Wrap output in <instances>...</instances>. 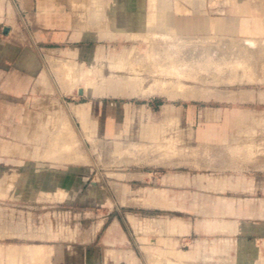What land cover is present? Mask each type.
I'll return each instance as SVG.
<instances>
[{
    "label": "crops",
    "instance_id": "1",
    "mask_svg": "<svg viewBox=\"0 0 264 264\" xmlns=\"http://www.w3.org/2000/svg\"><path fill=\"white\" fill-rule=\"evenodd\" d=\"M153 33L200 36L208 45L224 41V46L213 44L221 49L212 46L216 52L223 50L219 54L226 59L212 50L215 60L232 59L230 55L245 59L252 53V63L246 60L254 74L210 73L205 77L213 79L210 86L198 93L187 89L184 94L193 98L181 105L173 98L162 100L163 95L141 104L117 100L125 87L102 74L100 82L89 78V87L80 89L88 101L74 102L68 111L51 110L53 60L74 64L75 79L70 80L79 83L82 68L127 48L128 42L148 36L152 40ZM229 40H236L231 43L235 45ZM247 40L258 47L253 44L252 51ZM173 41L170 46L176 48ZM236 43L251 48L250 55L245 49L237 52ZM158 90L155 94L162 93ZM51 113L60 114V131L69 124L74 133L78 129L86 135L87 143L106 142L108 148L138 129L139 148L122 158L108 153L103 172L78 168L83 160L79 153L71 161L59 151L50 155ZM63 118L68 120L64 123ZM180 130L184 145L173 151ZM162 145H168V152ZM4 186L0 203L16 213L26 208L28 217L43 225L71 224L77 215L66 205L87 199L81 195L85 187L94 192L100 209L96 220L87 222L93 228L82 246H77L81 239L76 229L42 232L45 242L70 241L62 252L80 264L84 252H129V257L142 252L136 255L139 264H145L141 257L147 262L149 253L169 258L154 264H264V0H0V190ZM52 205L57 207L53 213L35 216L36 210ZM18 219L14 215L12 222ZM123 224L134 233L118 231ZM104 226L110 227L100 234ZM24 247L29 258L39 249L36 244ZM41 247L44 255L52 250L47 244ZM10 251L7 255L15 262L19 247ZM5 254L0 247V261Z\"/></svg>",
    "mask_w": 264,
    "mask_h": 264
},
{
    "label": "rangeland",
    "instance_id": "2",
    "mask_svg": "<svg viewBox=\"0 0 264 264\" xmlns=\"http://www.w3.org/2000/svg\"><path fill=\"white\" fill-rule=\"evenodd\" d=\"M152 39H154V40H151L153 42L150 41V45H149V42H148L150 39H148V38L146 40L144 39V42L141 41V40L140 41H136V42L135 41L134 42H128V43L125 44L127 48H125V49H117L109 58L101 60L99 63L95 64L93 67L92 66H85L84 68H82L83 70L80 69V70H82L81 74H83V75L87 74V75H85L87 79H82L81 82L79 81V83H76V82L71 81V80H68L67 83H65L66 80H67L66 76H67V73H68L66 71L67 70L66 67H67V65H70L71 62H67L65 59H55V60H53L51 65L54 64L53 65L54 69L52 68L53 66L50 65V73H51V76H52L50 82H51V91H52V94H53L52 97H50L51 110H55L56 108L59 109L60 107H64L65 110L68 111V107L71 106L74 102L81 103V102L88 101L89 100L88 96H86V95L82 96V94L80 93V89H84V88L87 89L89 87V85L91 83L89 81V78H91V79L92 78H94V79L98 78L99 79L98 81L100 82V79H102V76H101L102 74L108 76L110 79L114 80L115 82L119 81V83H121L125 87L123 93L116 95V96H118L117 100L133 101V102H136L137 104H141L142 101H146L148 99L156 98L158 95H163L161 97L162 100H164V101L168 100L169 101L170 99L173 98V99L177 100L176 103L181 105V104L186 102V101H184L185 99L193 98V96L189 97V96H186V94H184L186 92V90L188 89V86H189L190 90H192V91H190L191 93H193V89L194 90L196 89L197 91L195 90V93H198L200 90H202L201 87H203L204 85L206 86L207 84H209L208 80H207L208 82L205 81V80H202V78L204 79V77H206L205 73H203V75H200L199 73L198 74H194L193 73L194 71L192 69H190L192 71L189 74L190 71L183 70L184 67H183V65H180V64H183V63L185 64V62L181 63L178 60L179 58H177V60H175L176 57H179V55L174 54L176 56L173 55V57H172L171 56L172 53L170 54V52H172V51H168V49L170 47V45H169L170 41L166 40L167 43H168L167 44L166 41L164 40V42L166 43L165 45H169L167 47L168 49L166 50V46L162 44V43H164V42H162L163 39L162 40L158 39L161 42L157 41V39H155V38H152ZM154 41L159 42V44L158 43H154ZM160 43L162 44L163 47L161 46ZM151 44H154L155 46L158 44L157 45L158 47L156 46L157 51L159 49H160L159 51H161V49H163V51L166 50V51H164V53H163V51H161V55L159 53V56L157 55L158 57H156L157 59L159 57H161L162 60H160V61H162V62L164 61L165 64L160 62L159 60H157L158 61V65L154 64V63H157V61H155V58H153V57H155L154 55L158 54L159 51L158 52L155 51L156 48H152L151 46H154V45H151ZM171 50L174 51V48L173 49L171 48ZM151 51L155 52V53L154 54L152 53V55H151ZM162 53H163L164 56L167 55V54L165 55V53H168V56H170V57H168V56H166V58L164 56L162 57ZM135 56L138 57V58H135ZM150 56H152V57H150ZM132 57H133V59L135 61L137 59L136 62H138V60H139V62H142L144 60L143 62H145V63L147 62L148 64H149V62H151L150 59L153 58L152 60L154 62L153 61L152 62L154 64V66H153L152 63H150V64H152V67L151 66H147L148 65L147 63L146 64L144 63L143 67L139 66V65H142L143 63H139L138 62L139 63V65H138L132 59ZM167 57L170 60L168 62L169 63L171 62L170 65L174 64V63H172L171 59L175 60V62H176L175 66H176V64H179L178 62H180V64L177 65V66H179V67L182 66L183 67L182 68L183 71H181V69L179 67L178 68L174 67V66L172 67L169 64H166V63H168L167 60H165V59H167ZM141 58H142V61H140ZM163 58H165V59H163ZM146 59H148V61ZM132 60L136 64H134V62ZM110 62H116V64L122 63L121 65L123 66V68H122L123 70H121V68H119L121 66L120 64L117 65L119 67L115 66L119 70H116V68H112L111 65H109ZM56 63L59 64V66L56 65ZM123 63H124V65H123ZM132 64H133V66H132ZM60 65H62V66H60ZM134 65L137 66V67H135ZM124 66H126L127 68L128 67L129 68L132 67V70L131 69H127L126 67L124 68ZM165 66H167L166 67L167 69L169 68V71L165 68L166 69L165 72H169V73H164L163 70H164ZM134 67H135L136 70L139 67L140 69L139 68L138 69L140 71H138V70L136 71L134 69ZM141 67L142 68H146L147 67V68L145 70V69H141ZM153 67H155V68L161 67V68H159V70L156 69L157 72H155L156 70H154L155 68H153ZM58 68H59L60 71H62V69H64L62 71V73L64 72V74L60 73ZM110 68H112V69H110ZM171 68H174V69L177 68V69L173 73L174 69L172 70ZM113 69H115V70H113ZM133 69H134V71H133ZM160 69H163V70H160ZM178 69L181 72H183V74H179L180 77L183 76V75H185V77H188V75H189L188 81L187 80H183L184 82H180L185 77H183L181 80H178L180 77L177 78V80L179 82L178 81L176 82V80H174L173 74H175V76L177 77L178 75H176V73L178 74V72H179ZM100 70H101V72H100ZM150 70H151V72H149ZM152 70L154 71L155 74L152 73ZM113 71H116V72H113ZM120 71H122V72H120ZM158 71L163 72V74L161 75V73H160L159 76H157L158 73H159ZM185 71H186V73L188 75L184 73ZM56 72H57V74H56ZM96 72H97V74H96ZM171 72H172V74H171ZM98 73L101 74V75H98ZM192 73L195 75V77L197 76L198 78H201V76H202L201 79L198 80V78H197L196 80L201 81V84H203V85H201L195 79H191V78H193L192 76H194ZM65 74H66V76H65ZM169 74H171V76L168 77ZM206 75L208 77L207 73H206ZM60 76L63 79L60 80ZM161 76H164V77H161ZM172 76H173V78H172ZM166 77H167V79H166ZM95 80H97V79H95ZM166 80H168V81L170 80V81L173 82V83H171L169 81L168 84L171 83L172 85L170 84L169 87L167 86L168 88H165V85H167L166 83L168 82ZM193 80H194V82H193ZM61 81H63V82L61 83ZM69 81H70V83H69ZM98 81H97V83H98ZM139 81H140V83H139ZM156 81H157V83H156ZM162 81H163V83H162ZM164 81H166V82H164ZM174 81H175V83H174ZM189 81L192 84H189L190 83ZM195 81L198 82V84H196ZM202 81H204V83ZM153 82H155V84ZM158 82L161 83L162 85L165 84V85H163L164 86V90H163V87L161 88L163 90L161 94H155V92H156L155 91V87H156L155 85L157 84L159 88L162 86L161 84H160L161 85L160 86ZM185 82H187V83H185ZM95 83H96V81H95ZM130 83H133V84L132 85H128ZM151 83H153L152 85H154L155 87L152 86ZM180 83L185 85V87L187 86V89L185 88V91H184V89L179 90L178 86H180ZM214 83H216V82H214ZM66 84H69V85L67 86ZM138 84L139 85H141V84L144 85L143 87L141 85V87L144 90H146L147 87H149V88L154 87L153 88L154 90L153 89H151V90H152V92L153 91H155V92L149 93V91L147 89L146 90V91H148L147 95L149 94L147 96L146 95V91L140 89L141 87L138 86ZM148 84H150L151 87L147 86ZM177 84H179V85H177ZM191 85H194V86H191ZM199 85H200V87H199ZM61 86H64L65 89H64V87H61ZM208 86L209 85H207V87ZM67 87H69V88H67ZM138 88L140 90H138ZM159 88H156V89H159ZM136 89L138 90V92H137ZM151 90H150V92H151ZM142 92H143L144 96L142 95ZM112 97L113 96H110V98L108 97V99H112ZM195 98H197V95L195 96ZM210 103L212 105L217 104L215 101H210ZM196 104L198 106H201L202 101H196ZM138 114L139 113H137L136 115H138ZM142 115H143V113H142ZM59 116H60L59 113H51V115H50L51 120H52L50 133H51L52 140L55 139V140H53V142H51V145H52V143H54V141H57V140L58 141L55 142L56 145L58 144L57 148L62 145L58 149H55L56 152L57 151L61 152L60 150H65L64 149L65 147L63 146V144H61V145L59 144L62 141H59L60 139L56 137L57 135L60 136V134H59L60 133V131H59L60 128H58V126H57L58 119H60ZM69 129L68 130L72 132V130H71L72 128L69 127ZM76 130H77V133L75 132L74 136L75 135L77 136V137L75 136V138H78L76 141H77V143L78 142L79 143L77 144L76 141L73 142L74 141V139H73L74 137L73 138L72 137L67 138V140H69V141L66 140V143H69L70 139H71L72 144L70 142L71 145L70 144L69 145L73 147L74 144L75 145L77 144V147L74 145L73 153L71 154L72 148L69 147V145H68V149H66V152L67 151L69 152L70 151L69 149H71V151L69 152L68 155H67L66 152L65 153H66V156H68V157L70 156V160H72L73 156H74V153L75 152L76 153H80L81 151L79 152V150H82L81 154H83L85 156H82L83 160L78 162V164H77L78 166L77 167L78 168H83L84 170L95 169V170H99V171L103 172V171H105L107 169V154L108 153L109 154L110 153L111 154H115L116 158H122L124 152L129 153L130 150L132 152H135V150H137L139 148L138 144H136V142H137L136 138H138V136H139V130L138 129L129 131L128 135H126L125 139H123V136H122L119 140L115 141L114 146L111 145L109 148H108L106 142H103L102 144H99V145H96V144L94 145V144H91V143H87V141L85 140L86 135L82 134L78 129H76ZM182 136H184V135L181 133V130H180L179 133L177 134L178 141L175 143L176 146H178L177 148H179V149H181L183 147V145H184L183 144L184 140H182ZM56 138H57V140H56ZM89 139H91V138L89 137ZM55 143L51 147H54ZM62 147H64V148H62ZM75 147H76V149L77 148L78 149L76 150ZM54 148H56V147H54ZM54 148H51V150L54 149ZM62 152H64V151H62ZM52 153H54V152H52ZM76 153H75V155H76ZM68 161H69V159H68ZM84 189H85V191H83L81 195L84 196L87 199H80V200L75 201L74 203H68L66 205L68 208H73V211H75L77 217H76V219L73 218L71 224H65L64 226H58L57 224H53V222H51V224H49V225H43L40 222L34 223L35 220L28 217V214L26 213V211H27L26 208L20 207L19 208L20 213L19 212L16 213L17 211L15 209L12 210L11 206H8L6 204L0 203V247L2 248V252L6 253L5 256H3V260L0 261V264H80L78 262L77 257H75V256H72V257L71 256H66L65 252H62L64 247H67L68 245H72V243L70 241L51 240L49 242H45V241H43L44 237H43L42 232H43L44 229H50V232L53 231L54 233L60 232V229L62 231V230H66V228H67V230L69 232L70 231H74L76 229V230L79 231L80 239H81L80 241H78L77 246L78 245H80V246L83 245V243H82L83 240L86 239V237H89V233L91 232V229L93 228L92 225L87 224V222H90L92 220L93 221L96 220V214L99 212V209H100L95 204L94 198L91 196V194H93L94 192H91V193L88 192V189L86 187ZM56 210H57V207L52 205V207H50L49 209L36 210L35 211V216L38 217L39 214H41L43 212L46 213L48 211H51L53 213ZM103 212H104V214H106L105 207H104V211ZM119 214H120L119 215L120 216V220L122 221L123 220L122 217L124 216L122 210L120 211ZM14 215H18L19 216V219L17 220V222H12V220L14 218ZM54 220L55 219L52 218V221H54ZM62 227H64L65 229L62 228ZM108 227H110V226H104L102 228L100 234L101 233L103 234L105 229H108ZM116 228L120 232L123 229V230L127 231V233L128 232H130L131 234L134 233L133 228L131 226H129V225H124L123 224L121 226H117ZM30 244H36V245H38V248H39L37 250V255L34 258L33 257L29 258L27 253H26V251H25V249H24L25 248L24 246L30 245ZM42 244H47V245H50L52 247L51 248L52 250L50 251L49 254H45L44 255L43 247H41ZM86 244H90V243H86ZM17 247H19V251L17 252L18 253V255H17L18 259L15 262H12L9 259V256L7 255V252H11L10 250L16 249ZM36 249L37 248L34 247V250H36ZM128 253L129 252H84L83 256H82L83 257L82 258V264H139L138 263V256H136V255H138V254L140 255V254H142V252H135L136 255H133L132 257H129ZM152 256L153 255H151V257ZM39 257H40V259H38ZM149 257L150 256L147 257V262L149 261L150 263L154 264L153 262H151L149 260ZM152 258H156V256H153ZM129 259H130V261H129ZM141 259L145 262V264H147V262L145 261L146 260L145 257H141ZM156 259L157 260H162V261L169 260L168 257H162V256H159ZM36 260H38V261H36ZM74 260H76L75 263H74ZM152 261L155 262V260H152Z\"/></svg>",
    "mask_w": 264,
    "mask_h": 264
},
{
    "label": "bare ground",
    "instance_id": "3",
    "mask_svg": "<svg viewBox=\"0 0 264 264\" xmlns=\"http://www.w3.org/2000/svg\"><path fill=\"white\" fill-rule=\"evenodd\" d=\"M148 34H149V33H148ZM159 34H160V33H158L157 35H156V33H153V34H152L153 36H155V37H153V38L157 39V41H159V42H161L160 40H158L159 38H162V39H163V40L161 39L162 42H164V40H165V41L168 40V41H170L171 43H172L173 40H176V41H177V43L173 41V45L176 47V48H174V51L171 50V48H170V47H173V46H170L169 49L167 48L169 45H171L170 42H169V43H170L169 45H165V44L167 43V41H166V43L164 42V43H162V44L166 46V50L168 49V51H172V52H170V54L172 53V54H171L172 57H173L174 54L179 55V57H176L175 60H177V58H179L178 60H179L181 63L185 62V64H184V63H183V64H180V62L177 61L180 65H183L184 68H183L182 66H180V67L177 66V65H179V64H176V66H175V63H176V62H175V60H172V59H171V61H172V63H174V64H173V65H170L171 62H170V63L168 62V61H170V60L168 59V57H170V56H168V53H169V52L167 51L168 53H165V55L167 54L166 56H168L167 59H165L166 56H164L163 53H164V51H166V50L163 51V49H161V51H163V53H162V57H163V56L165 57V58H163V59L167 60V62H168V63H166V64H169V65L172 66V67H173V66H174V67H177V68L179 67V68L181 69V71H183V70H186V71H187V70H188V71H190L189 74L191 73L192 70L194 71V72H193L194 74H198V73H199L200 75H203V73H205V76H207L206 73H207V74L211 73L212 75H213V73H215L216 75L219 74V76H220V75L222 76V74L224 75V73H226L227 71H228V72H231V73H241V72H247V73H248V71H249L250 68H251L250 70H252V67H251L250 63L248 62V60H246V59H247V58L250 59V57H251V59H252V58L254 57V56L252 55V53H251V55L248 54V53H249L248 51H250V52H251V50L254 51V49H256V47H258V45L256 46V44H254L255 42H254L253 40H252V41H253L254 43H252V45H248V43H250V42L247 40V41H248V42H247V46H248V47L252 46L251 48H253V49L250 48V49H251V50H250V49L248 48L249 50H248V49L246 50V49H245V48H246V44H242V43H241V44H242V45H245V46H243V47H244V49L247 51V54H248V55H247V54H244V55H247V56L250 55L249 57H245V59H242L241 56H240L241 58H239V56H238V57H234V56H231V55H230V57H233L232 59L229 57L230 59L225 60V61H222V59H226V57L223 58V55L225 56V54H221L222 56L219 54V53H222L223 50H222V51H221V50H217V52H216L215 50H213V46H214V48L217 47V46H215V45H213V44H217V45L220 44V46H221V44H223L224 41H222L223 43H221V41L218 42V41H219V40H218L217 42H218L219 44H218L217 42H216V43L214 42V43L212 44L213 46H212L211 44H209V45L212 47V49H211V52H208V49L210 48V46H209L208 44L205 43L206 41H204V38H203V37H200V36H199V37H194V36L191 37V36H190V37L186 38L185 36L178 37V36H172V35H168V34H166V35H161V36H160ZM150 35H151V34H150ZM132 36H133V35H132ZM132 36H131V38H132ZM142 36H144V35H142ZM147 36H148V35H147ZM147 36H146V37H147ZM133 37H134V38H132V39H136L135 36H133ZM137 37H138V36H137ZM144 37H145V36H144ZM144 37H143V38H144ZM148 37H149V36H148ZM148 37H147V38H148ZM151 37H152V36H151ZM158 37H159V38H158ZM140 38H141V37H140ZM140 38H138V40H139ZM147 38H145V40H146ZM148 39H149V38H148ZM205 39H206V38H205ZM152 40H154V39H152ZM206 40H207V42H208L209 39L207 38ZM216 40H217V39H216ZM221 40H222V39H221ZM224 40H226V39H224ZM243 40H245V39H243ZM141 41L144 42V39H142ZM150 41H151V38H150V40L148 41V42H149V45H150ZM234 41H236V40H232L233 43H234ZM238 41H239V40H238ZM250 41H251V39H250ZM145 42H146V41H145ZM148 42H147V43H148ZM151 42H153V41H151ZM159 42L154 41V43H158V44H159ZM209 42L212 43L213 41L210 40ZM225 42H227V41H225ZM228 42H230V40H229ZM232 42H230V44H231ZM242 42H243V41H242ZM256 42H257V41H256ZM175 43H176L177 46L175 45ZM158 44H157V45H158ZM160 44H161V43H160ZM162 44H161V46H162ZM167 44H168V43H167ZM203 44H206V45H208L209 47H207L206 45L204 46ZM224 44L226 45V43H224ZM224 44H223V46H224ZM228 44H229V43H228ZM230 44H229V45H230ZM236 44H237V45H236V48H239L240 46L238 45V43H236ZM239 44H240V42H239ZM253 44H254V46H256V47H253ZM257 44H258V43H257ZM151 45H154V44H151ZM157 45H156V46H157ZM233 45H235V44H231V46H233ZM156 46L154 45V46H151V47H152V48H156ZM237 46H239V47H237ZM157 47H158V46H157ZM162 47H163V46H162ZM162 47H161V48H162ZM203 47H204V48H203ZM205 47H207L208 49H207V48L205 49ZM218 47H219V46H218ZM218 47H217V48H218ZM226 47H227V46H225V47H223V48L226 49V51H227V48H226ZM241 47H242V46H241ZM241 47H240L239 51L237 50V52H240V53H241L242 51H244V49L242 48V49H243V50H242ZM261 47H262V46H261ZM190 48H191V49H190ZM221 48H222V47H221ZM221 48H218V49H221ZM229 48H230V50H234V47H232V48H233V49H232V48L229 46ZM172 49H173V48H172ZM152 50H153V49H152ZM159 50H160V49H159ZM159 50H158V51H159ZM212 50L219 54V55H218V54L216 55L217 57H218V56H219V57H222V59L220 58V59H221V60H220V59L218 58L219 61H218V60H215V59H217V58H216V57L214 58L215 53H214ZM235 50H236V49H235ZM240 50H242V51H240ZM155 51H157V48H156ZM158 51H157V52H158ZM161 51H159L158 54L154 55L155 57H153V58H155V61H157V60H159V61L162 60L161 57H159L160 59H159V58H158V59L156 58V57L159 56V53H160V55H161ZM209 51H210V50H209ZM219 51H220V52H219ZM255 51H258V48H257V50H255ZM259 51L261 52V51H262V48H261V50H260V48H259ZM157 52H156V53H157ZM237 52H236V54H237ZM260 52H257V54L260 53ZM152 53L154 54L155 52H152V51H151V55H152ZM223 53H224V52H223ZM225 53H227V52H225ZM240 53H239V55H240ZM244 53H246V52H244ZM254 53L256 54V52H253V54H254ZM170 54H169V55H170ZM157 55H158V56H157ZM176 55H174V56H176ZM226 55H227V54H226ZM233 55H234V54H233ZM241 55H242V54H241ZM258 55L260 56V54H258ZM258 55H256V56H258ZM130 56H131V55H130ZM133 56H134V55H133ZM252 56H253V57H252ZM148 57H149V56H148ZM150 57H152V56H150ZM135 58H138V57L135 56ZM146 58H147V57H146ZM153 58H152V59H153ZM174 58H175V57H174ZM174 58H173V59H174ZM180 58H181V59H180ZM182 58H183V59H182ZM257 58H258V57H257ZM132 59H133V57H132ZM152 59H150L151 62H149V64L146 62V63L148 64L147 66H151V67H152V64H153V62H154ZM205 59H206V60H205ZM251 59H250V60H251ZM259 59H260V57H259ZM49 60H50V59H49ZM133 60H134V59H133ZM133 60H132V61H133ZM146 60L148 61V59H146ZM150 60H149V61H150ZM250 60H249V61H250ZM256 60H257V59L254 58V61H255L254 64L257 63ZM134 61H135V60H134ZM134 61H133V62H134ZM136 61H137V59H136ZM136 61H135V62H136ZM140 61H142V58H141ZM143 61H144V60H143ZM143 61H142V62H139V60H138L139 63H143L142 65H139L138 62H136V63H137L139 66H142V67H143V65H144V63H145V62H143ZM152 61H153V62H152ZM173 61H174V62H173ZM260 61L262 62L261 59H260ZM135 62H134V64H136ZM160 62H162V61H160ZM111 63H112V62H111ZM146 63H145V64H146ZM150 63H152V64H150ZM162 63H164V61H163ZM162 63H161V64H162ZM251 63H252V60H251ZM51 64H52V63H51ZM118 64L121 65L122 63H118ZM118 64H116V63H115V64H110V63H109V65H111L112 68L119 67V66H117ZM154 64H157V65H158V61H157V63H154ZM154 64H153V66H154ZM164 64H165V63H164ZM53 65H54V64H53ZM53 65H51V66H53ZM56 65L59 66V64H57V63H56ZM72 65H73V66H72ZM72 65H67V67H66V69H67L66 71L68 72V73H67L68 75L66 76V74H65L66 79H67L65 83H67V81L70 80V78L75 79V78H74L75 76H73V72H74V70H75V65H74V64H72ZM123 65H124V63H123ZM157 65H156V66H157ZM159 65H160V64H159ZM162 65H163V64H162ZM169 65H168V66H169ZM60 66H62V65H60ZM115 66H116V67H115ZM132 66H133V64H132ZM134 66H135V65H134ZM156 66H155V67H156ZM56 67H57V66H56ZM56 67H55V68H56ZM63 67H64V66H63ZM125 67H126V66H124V68H125ZM135 67H137V66H135ZM135 67H134V69H135ZM142 67H141V69H145V70H146V68H147V67H146V68H142ZM155 67H153V68H155ZM161 67H162V66H161ZM161 67H159V68H161ZM166 67H167V66L164 67V70H163V69H160V70H163L164 73H169V72H165V70L167 69ZM255 67H256V66H255ZM255 67H254V68H255ZM52 68L54 69V66H53ZM112 68H110V69H112ZM119 68H121V70H123V69H122V68H123L122 65H121ZM126 68H127V67H126ZM138 68H139V67H138ZM138 68H137V70L140 71V70H139L140 68H139V69H138ZM153 68H152V69H153ZM159 68H155L154 70H156V69L159 70ZM162 68H163V67H162ZM165 68H166V69H165ZM177 68H176V69H177ZM182 68H183V70H182ZM60 69H61V68H60ZM90 69H91V68H90ZM127 69H131V70H132V67H130V68L128 67ZM134 69H133V71H134ZM150 69H151V68H150ZM171 69L173 70L174 68H171ZM176 69L173 70V73L175 72ZM190 69H192V70H190ZM58 70H59V68H58ZM63 70H64V69H62V71H63ZM113 70H115V69H113ZM116 70H119V69L116 68ZM131 70H130V71H131ZM135 70H136V69H135ZM137 70H136V71H137ZM145 70H144V71H145ZM167 70L169 71V68H168ZM178 70H179V69H178ZM54 71H55V70H54ZM59 71H60V70H59ZM62 71H60V73H62ZM66 71H65V72H66ZM109 71H110V70H109ZM111 71H112V70H111ZM136 71H135V72H136ZM141 71H142V70H141ZM181 71L179 70L180 73L177 71V72H178V74L176 73V75H178L177 77L175 76V74H173V76H174V80H176V82H177L178 80H181L183 77H185V75H183V76H181V77L179 76V74H183V72H181ZM186 71L184 72L185 74H187ZM255 71H256V70H254V72H255ZM98 72H99V71H98ZM100 72H101V70H100ZM113 72H116V71H113ZM120 72H122V71H120ZM149 72H151V70H150ZM155 72H157V70H156ZM158 72H159V73H158L157 76H159L160 73H161V75L163 74V72H161V71H158ZM249 72L252 73V71H249ZM58 73H59V72H58ZM152 73H154L153 70H152ZM193 73H192V74H193ZM201 73H202V74H201ZM56 74H57V72H56ZM62 74H64V72H63ZM96 74H97V72H96ZM96 74H95V75H96ZM154 74H155V73H154ZM154 74H153V75H154ZM171 74H172V72H171ZM171 74H169L168 77L171 76ZM192 74H191V75H192ZM194 74H193V75H194ZM243 74H244V73H243ZM245 74H246V73H245ZM252 74H254V73H252ZM100 75H101V74H100ZM112 75H113V74H112ZM164 75H165V74H164ZM166 75H167V74H166ZM187 75H188V74H187ZM187 75H186V76H187ZM216 75H215V76H216ZM248 75H250V74H246V76H248ZM61 76H62V75H61ZM61 76H60V80L63 79V78H61ZM68 76H70L69 79L67 78ZM155 76H156V75H155ZM173 76H172V78H173ZM215 76L213 75V77H215ZM221 76H220V77H221ZM252 76H253V75H252ZM81 77H82V79H83V78H85V75L81 74ZM161 77H164V76H161ZM175 77H176V78H175ZM179 77H180V78H179ZM188 77H189V75H188ZM188 77H185V78L182 79V81H180V82H184L183 80H187V81H188ZM192 77H193V78H191V79H195V80L198 78L197 76L195 77V75L192 76ZM194 77H195V78H194ZM216 77H218V76H216ZM223 77H224V76H223ZM240 77H241V75H240ZM253 77H254V76H253ZM177 78H179V79L177 80ZM201 78H202V76H201ZM201 78H198V80L201 79ZM208 78H209V76H208ZM210 78H212V76H210ZM243 78H244V77H243ZM243 78H241V79H243ZM249 78H251V77H248V80H247V81H250ZM57 79H58V78H57ZM78 79H80V78L78 77ZM158 79H159V78H158ZM166 79H167V77H166ZM191 79H190V80H191ZM204 79H205V81H207V78L204 77ZM204 79L202 78V80H204ZM215 79H216V78H215ZM215 79H214V81H215ZM221 79H222V78H220V80H221ZM226 79H227V78H226ZM246 79H247V78H246ZM246 79H245V80H246ZM80 80H81V79H80ZM80 80H79V81H80ZM160 80H161V79H160ZM162 80H163V79H162ZM171 80H172V79H171ZM198 80H196V81H198ZM210 80H211V79H210ZM75 81L77 82V80H75ZM79 81H78V82H79ZM97 81H98V79H97ZM166 81H168V80H166ZM166 81H164V82H166ZM169 81H170V80H169ZM169 81L166 83L167 85L163 84V85H165V88H168V87L170 86V84L173 83V82H172L173 80H172V81H170L171 83L168 84ZM191 81H192V80H191ZM196 81H195V82H196ZM212 81H213V79L211 80V82H212ZM217 81H219V78H218V80H216V82H217ZM226 81L228 82L229 80H226ZM252 81H253V80H252ZM252 81H251V82H252ZM62 82H63V81H61V83H62ZM80 82H81V81H80ZM90 82H91V81H90ZM94 82H95V81H94ZM178 82H179V81H178ZM189 82H190V81H189ZM193 82H194V80H193ZM198 82L201 84V81H198ZM198 82H196V84H198ZM202 82L204 83V81H202ZM207 82H208V81H207ZM211 82H209V83H211ZM219 82H220V81H219ZM223 82H224V80L222 81V83H223ZM227 82H226V83H227ZM59 83H60V82H59ZM69 83H70V81H69ZM73 83H74V82H73ZM101 83H102V81H101ZM122 83H123V82H122ZM139 83H140V81H139ZM141 83H142V82H141ZM153 83L155 84V82H153ZM153 83H151V85H152ZM156 83H157V81H156ZM158 83H159V82H158ZM162 83H163V81H162ZM174 83H175V81H174ZM185 83H187V82H185ZM205 83H206V82H205ZM228 83L230 84V82H228ZM85 84H86V83H85ZM104 84H105V82H104ZM117 84H118V83H117ZM130 84H133V83H130ZM160 84H161V83H159V85H160ZM189 84H192V83L190 82ZM213 84H215V83H213ZM60 85H61V84H60ZM63 85H64V84H63ZM66 85L68 86L69 84H66ZM141 85H142V84H141ZM141 85L138 84V86H140V87H141ZM151 85L148 84L147 86H150V87H151ZM161 85H162V84H161ZM161 85H160V86H161ZM163 85H162L160 88L158 87L157 84L155 85L156 87H155L154 85H152V86L155 87V91H156V88H159V89L161 90L162 87H163V90H164V86H163ZM171 85H172V84H171ZM177 85H179V84H177ZM194 85H195V84H194ZM194 85H191V86H194ZM201 85H203V84H201ZM207 85H209V84H207ZM207 85H206V86H207ZM211 85H212V84H211ZM216 85H218V82H217ZM219 85H220V83H219ZM222 85H223V84H222ZM224 85H225V84H224ZM226 85H228V84H226ZM105 86H106V85H105ZM143 86H144V85H142V87H143ZM167 86H168V87H167ZM209 86H210V85H209ZM209 86H208V87H209ZM61 87H64V86H61ZM112 87H113V86H110L109 88H112ZM142 87H141L140 89L144 90ZM154 87H151V88L147 87L149 93H153V92H155V91L152 92V90H151V89H153ZM171 87H172V86H171ZM195 87H196V86H195ZM197 87H198V86H197ZM199 87H200V85H199ZM199 87H198V88H199ZM203 87H205V86H203ZM203 87H201V88H203ZM208 87H206V88H208ZM67 88H69V87H67ZM178 88H179V90L184 89V91H185V88L187 89V86L185 87V85H183V84L180 83V86H178ZM198 88H197V89H198ZM64 89H65V87H64ZM107 89H108V87H107ZM140 89L138 88V90H140ZM147 89H146V90H147ZM188 89H190L189 86H188ZM191 89H192V88H191ZM94 90H97V88L94 87ZM110 90H111V89H110ZM136 90H137V89H136ZM138 90H137V92H138ZM142 90H141V91H142ZM146 90H144V91H146ZM150 90H151V92H150ZM153 90H154V89H153ZM163 90H162V91H163ZM195 90H196V89H195ZM195 90L193 89V92H195ZM209 90H210V89H209ZM148 91H146V95H147ZM157 91H159V90L157 89ZM196 91H197V90H196ZM203 91H204V90H203ZM205 92H206V91H205ZM205 92H204V93H205ZM216 92H217V93H216ZM221 92H222V90H221ZM221 92H220V90H219V93H220L221 95L224 94L223 92H222V93H221ZM94 93H95V92H94ZM140 93H141V92H140ZM157 93H158V92H157ZM206 93H207V92H206ZM209 93H210V91H209ZM219 93H218L217 90H215V94L218 95ZM228 93H229V95H230V92H228ZM228 93L225 92V95H227ZM140 95H141V94H140ZM142 95H143V92H142ZM146 95H145V96H146ZM148 95H149V94H148ZM148 95H147V96H148ZM152 95H153V94H152ZM221 95H219V96H221ZM232 95H233V94H232ZM143 96H144V95H143ZM233 96H234V95H233ZM234 97H235V96H234ZM165 111H166V110H165ZM77 112H78V111H77ZM163 114H164V113H163ZM165 115H166V114H165ZM81 118L83 119V117H81ZM63 119H64V123H65V120H68V119H65V118H63ZM262 121H263V120H262ZM62 123H63V122H62ZM67 123H68V121H67ZM62 125H63V124H62ZM64 125H65V126H64V128H65V127H66V124H64ZM67 125H68V127H67L66 129L62 128V131L59 130V131H60V133H59V134H60V138L62 137V139H63V137H64V139L66 138V140H67V138H69V137H72V138L74 137V138H73L74 141H73V140H72V141L75 142L78 138H75L76 135L74 136V132H73L72 129H71L72 132L69 131V130H70V129H69V124H67ZM83 127H84V126H83ZM60 128H61V127H60ZM70 128H71V127H70ZM68 129H69V130H68ZM70 133H71V134H70ZM69 134H70V135H69ZM58 136H59V135H57L56 137L59 138ZM76 137H77V136H76ZM164 137H165V136H164ZM167 137H169V135H168ZM167 137H166V139H165V138H164V139L167 140V142H168V140H169L170 142H172V141H171V140H172V139H171L172 137L170 136V137H171V138H170L171 140H170V139H167ZM57 138H56V140H57ZM53 140H55V139H53ZM53 140H52V142H53ZM174 140H175V139H174ZM174 140H173V141H174ZM57 141H58V140H57ZM57 141H56V142H57ZM59 141H63V140L60 139ZM67 141H69V140H67ZM63 142H64V141H63ZM65 142H66V141H65ZM65 142H64V143H65ZM70 142H71V139H70ZM70 142H69V143H66V144L63 145L65 148H64V147H62V148H64L65 150H60L61 152L64 151V152H62V153L60 152L61 155H62L63 153H64L63 156H66V153H67V155L69 154V152L71 151V149H69V150H70L69 152H68V151L66 152V149H68V145L70 144ZM163 142H164V140H163ZM167 142H165V143H167ZM174 142H175V141H174ZM54 143H55V142H54ZM54 143H52V145H53ZM61 143H62V142H61ZM61 143H59V144L61 145ZM76 143H77V141H76ZM78 143H79V142H78ZM78 143H77V144H78ZM168 143H169V142H168ZM168 143H167V144H168ZM172 143H173V142H172ZM172 143H170V144H172ZM71 144H72V142H71ZM71 144H70V145H71ZM73 144H74V143H73ZM77 144H76V145L74 144V145L77 147ZM170 144H169V146H170ZM49 145H50V143H49ZM52 145H51V146H52ZM57 145H58V144H57ZM57 145H56V143H55V146H54V147H56V148L50 146V148H54V149H52V150H51V149L49 150V151H50V155H51V151L54 152V153H52V154H53V157H54V155H57V154L59 153L58 151H57V152H58V153H57L55 149H58L59 147L62 146V145H61V146H59V147L57 148ZM70 145H69V147L72 148V152H71V154H72V153H73V149H74V148H73L74 145H73V147L70 146ZM79 145H80V144H79ZM79 145H78V146H79ZM173 145H176V144L173 143L171 146H173ZM167 146H168V145H166V147H165V145H162L161 147H162V148L164 147V148L166 149ZM171 146L168 147V148L172 151ZM260 146L262 147L263 145L261 144ZM76 147H75V149H76ZM173 147H174V148H173V151H174L175 146H173ZM176 147H178V146H176ZM180 147H181V146H180ZM79 148H80V147H79ZM168 148H167V152H168ZM255 148H256V147H254V149H255ZM258 148H259V147H258ZM77 149H78V148H77ZM77 149H76V150H77ZM260 149H261V148H260ZM170 150H169V152H170ZM177 150L180 152L179 149H177ZM80 151H81V152H80ZM173 151H172V152H173ZM55 152H56L57 154H56ZM65 152H66V153H65ZM77 152H78V151H77ZM79 152L82 153V150H79ZM167 152H166V153H167ZM251 152L253 153V149H252ZM254 152H255V150H254ZM259 152H260V151H258V153H259ZM261 152H262V151H261ZM261 152H260V153H261ZM60 153H59V154H60ZM75 153H76V152H75ZM75 153H74V155H75ZM80 153H79L80 156H85V155L80 154ZM176 153H177V152H176ZM256 153H257V151H256ZM44 154H45V152H44ZM47 154H49V153H48V150H47L46 155H47ZM167 154H168V153H167ZM173 154H174V152H173ZM261 154H262V153H261ZM42 155H43V154H42ZM77 155H78V153H76L75 156L77 157ZM168 155L171 156L170 153H169ZM43 156H45V155H43ZM58 156H60V155H58ZM75 156H73V157H75ZM165 156H166V155H165ZM45 157L48 158L49 155H47V156H45ZM45 157H44V158H45ZM66 157L69 159V161H71V160H70V156H69V157L66 156ZM255 157H256V155H255ZM51 158H52V157H51ZM55 158H56V156H55ZM55 158H54V159H55ZM71 158H72V157H71ZM48 159H50V158H48ZM57 160H58V159H57ZM61 160H65V158L63 157V159H62V156H61ZM59 161H60V160H59ZM66 161H68V160H66ZM61 162H62V161H61ZM47 163H48V162H47ZM68 164H69V163H68ZM14 176H15V175H14ZM14 176L12 175V177H14ZM12 177H10V178H12ZM10 178L8 177V180H9ZM14 178H15V177H14ZM14 178H13V179H14ZM11 180H12V179H10V182H11ZM10 182L8 181V183H10ZM13 182H14V181H13ZM13 182H12V185H13ZM6 183H7V182H6ZM6 183H5V184H6ZM8 183H7V184H8ZM5 184H4V185H5ZM9 186L12 187L11 184L7 185V186H6V187H8V188H7V192H8V191L10 192V190H11ZM13 186H14V185H13ZM8 189H9V190H8ZM2 190H4V191L2 192ZM2 190H0V191L2 192V193H0V195H1V194H5V193H4V192H5V186H4V189H2ZM7 194H9V193H7ZM62 194H63V191H62ZM56 195H57V193H56ZM56 195H55V196H56ZM2 196H3V195H2ZM43 196H44V195H43ZM37 197H38V196H37ZM37 197H36V198H37ZM60 197H61V196H60ZM33 198H34V197H33ZM40 198H41V197H39V199H40ZM56 198H57V196H56ZM62 198H63V197H62ZM39 199H38V200H39ZM42 199H43V198H42ZM42 199H41V200H42ZM36 255H37V250L34 251L33 257H35ZM150 255H151V253H149L148 256H150ZM153 256H154V254H153ZM153 256H152V257H153ZM31 257H32V256H31ZM150 257H151V256H150ZM150 257H149V260H150L151 262H153V263H154V261H152V260H155V261L157 260V259H156L157 257H156V258H152V257L150 258ZM38 259H40V257H39ZM151 259H152V260H151ZM36 261H38V260H36Z\"/></svg>",
    "mask_w": 264,
    "mask_h": 264
}]
</instances>
